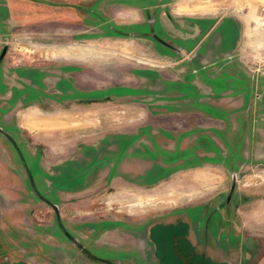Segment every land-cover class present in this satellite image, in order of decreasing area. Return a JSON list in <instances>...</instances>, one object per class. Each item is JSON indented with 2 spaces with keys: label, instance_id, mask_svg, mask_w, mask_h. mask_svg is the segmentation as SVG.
<instances>
[{
  "label": "rangeland",
  "instance_id": "1",
  "mask_svg": "<svg viewBox=\"0 0 264 264\" xmlns=\"http://www.w3.org/2000/svg\"><path fill=\"white\" fill-rule=\"evenodd\" d=\"M179 1L0 0V264H133L137 228L149 263L212 262L156 228L184 213L225 236L264 212V0H203L200 19ZM221 15L200 63L182 37Z\"/></svg>",
  "mask_w": 264,
  "mask_h": 264
},
{
  "label": "crops",
  "instance_id": "2",
  "mask_svg": "<svg viewBox=\"0 0 264 264\" xmlns=\"http://www.w3.org/2000/svg\"><path fill=\"white\" fill-rule=\"evenodd\" d=\"M202 3L203 0H182L176 3V6H178L179 4L181 6L182 4L183 7H186L187 9H193L192 12L188 13L198 14V16L192 17L193 19H200L201 17H203L200 16L201 12H199L202 10V8H199L203 6ZM205 19L211 20V18H209L208 16H205ZM224 22L233 24L235 20L230 19L229 16L221 15L219 18H216L213 22H211L209 27L205 29V31L202 32L201 27L195 25L196 27L193 30V34L189 35V37H182L184 44L186 42H193L192 47L188 49V51L190 52L189 56H193L195 60L197 59L198 62L202 63V60L205 58L204 55L211 56L213 49L216 50L218 48L217 44L225 43V38L222 37V35H215L217 27ZM169 41L171 43L175 42L172 39H168V42ZM241 42V38H236L235 40L231 41V45L229 48L231 51L227 50L225 54H229L230 56L239 55L241 58L248 60L247 57H249V53L245 52V50H240ZM246 43L247 42L243 40L242 45H244L245 49V45H247ZM183 50L185 52L186 47L183 46ZM185 59H187V56H185L184 59L179 60L178 63L184 61ZM192 71H201V64H199L198 67H195ZM68 115L69 114H67L66 116L68 117ZM103 117H105V115L102 116V114H99V118ZM66 123H69V120H67ZM191 176H184L183 184L181 185H188L190 187H193L197 185L199 186V184H201V177L199 178L198 175L194 174L192 176L193 178H190ZM191 179L193 180L191 181ZM169 190H174V188L170 187ZM241 214V218L243 219V227L240 230L238 228H235L234 231V228L232 227L228 230L225 236H223L222 232L215 233L214 236L211 235V237H209V241H207V243L205 241H202L201 236L199 237L196 233V230L199 229H197L194 225L196 224L195 220L193 222H190L188 220V216L184 213L183 216L178 215L177 218L169 217V219L164 223L165 225H167V228L161 227L156 229L160 230V234L163 235L164 233L167 239H165V241H167L171 245L174 244L172 239V236L174 235V241L176 242V251H181L182 253H184L193 249V251L196 253V251L199 250L212 260V262L208 261L198 264H264V242L260 243V238H258L257 236L264 235V212L243 211ZM226 215H231L233 217L234 215H236V213H226ZM226 218L230 217L227 216ZM180 223H183L185 225V228H183V230L179 227L173 228V225H179ZM186 224H188V227H186ZM251 224H257L258 234H256L255 232H250ZM141 230L142 229L137 228V232H141ZM149 231V228H147L144 233L139 232V234H137L140 236H138L139 238H136V241L133 245L134 248L130 250L132 252L131 256L132 258H134L131 259L134 261L133 264H140V262L143 260L146 261L145 264H170L168 258L166 257H163L162 259H159L160 257L156 258V262L154 261L150 263L148 262V259L145 258V256H147V253L149 252V249H147V243H152L153 247L151 248V250L153 257L155 258L159 256L156 253L159 241L156 240L155 237L153 238V234H151ZM249 243H252L254 245V249L248 246ZM258 245H262V247H258ZM257 247L260 249V253L256 255ZM159 260H161V262Z\"/></svg>",
  "mask_w": 264,
  "mask_h": 264
},
{
  "label": "flooded vegetation",
  "instance_id": "3",
  "mask_svg": "<svg viewBox=\"0 0 264 264\" xmlns=\"http://www.w3.org/2000/svg\"><path fill=\"white\" fill-rule=\"evenodd\" d=\"M4 5H6V4H4ZM0 19H2V18H0ZM207 218V217H206ZM201 223V222H200ZM207 224H209V222H207ZM203 230H206V228L205 229H203ZM200 231V230H199ZM211 235H212V233H204V238H202V240L203 241H205L206 243H207V241H209V237H211ZM158 247V246H157ZM159 249H156V251H158ZM157 253V252H156ZM176 252L174 251V250H171V254H173V255H176L175 254ZM158 254V253H157ZM159 255V254H158ZM168 261H169V263H171V264H180V262L178 261V262H175V259L173 260V259H169L168 258ZM171 261V262H170Z\"/></svg>",
  "mask_w": 264,
  "mask_h": 264
},
{
  "label": "water",
  "instance_id": "4",
  "mask_svg": "<svg viewBox=\"0 0 264 264\" xmlns=\"http://www.w3.org/2000/svg\"><path fill=\"white\" fill-rule=\"evenodd\" d=\"M158 41H160L161 43H163V41H161L160 39H157ZM10 140H11V142L13 143V144H15L14 143V141H13V139H11L9 136H7ZM17 147V146H16Z\"/></svg>",
  "mask_w": 264,
  "mask_h": 264
},
{
  "label": "trees",
  "instance_id": "5",
  "mask_svg": "<svg viewBox=\"0 0 264 264\" xmlns=\"http://www.w3.org/2000/svg\"><path fill=\"white\" fill-rule=\"evenodd\" d=\"M171 264V263H170Z\"/></svg>",
  "mask_w": 264,
  "mask_h": 264
}]
</instances>
